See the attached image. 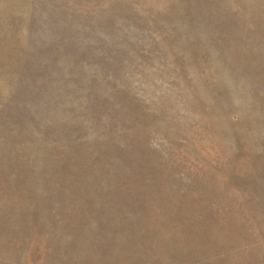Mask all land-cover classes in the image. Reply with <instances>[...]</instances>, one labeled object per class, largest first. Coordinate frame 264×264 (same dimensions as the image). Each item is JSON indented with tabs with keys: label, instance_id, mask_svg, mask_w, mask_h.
<instances>
[{
	"label": "rangeland",
	"instance_id": "obj_1",
	"mask_svg": "<svg viewBox=\"0 0 264 264\" xmlns=\"http://www.w3.org/2000/svg\"><path fill=\"white\" fill-rule=\"evenodd\" d=\"M0 264H264V0H0Z\"/></svg>",
	"mask_w": 264,
	"mask_h": 264
}]
</instances>
